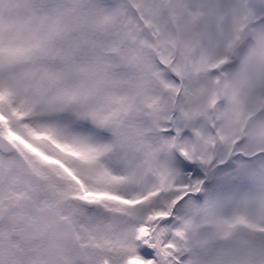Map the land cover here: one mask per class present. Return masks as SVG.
<instances>
[{
  "label": "snow or ice",
  "instance_id": "obj_1",
  "mask_svg": "<svg viewBox=\"0 0 264 264\" xmlns=\"http://www.w3.org/2000/svg\"><path fill=\"white\" fill-rule=\"evenodd\" d=\"M0 264H264V0H0Z\"/></svg>",
  "mask_w": 264,
  "mask_h": 264
}]
</instances>
